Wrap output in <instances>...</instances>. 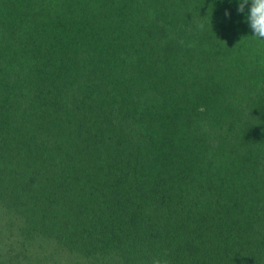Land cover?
Segmentation results:
<instances>
[{"label": "trees", "instance_id": "trees-1", "mask_svg": "<svg viewBox=\"0 0 264 264\" xmlns=\"http://www.w3.org/2000/svg\"><path fill=\"white\" fill-rule=\"evenodd\" d=\"M238 7L0 0V264H264V51Z\"/></svg>", "mask_w": 264, "mask_h": 264}, {"label": "clouds", "instance_id": "clouds-1", "mask_svg": "<svg viewBox=\"0 0 264 264\" xmlns=\"http://www.w3.org/2000/svg\"><path fill=\"white\" fill-rule=\"evenodd\" d=\"M248 9L246 22L249 24L254 38L264 51V0H239L238 12H245ZM202 28L203 25H200ZM153 264H169L166 259H154Z\"/></svg>", "mask_w": 264, "mask_h": 264}]
</instances>
